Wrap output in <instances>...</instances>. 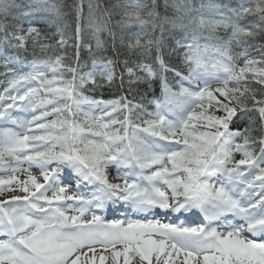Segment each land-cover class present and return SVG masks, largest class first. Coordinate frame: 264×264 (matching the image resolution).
<instances>
[{"label": "snow or ice", "instance_id": "obj_1", "mask_svg": "<svg viewBox=\"0 0 264 264\" xmlns=\"http://www.w3.org/2000/svg\"><path fill=\"white\" fill-rule=\"evenodd\" d=\"M0 77V264H264V0H0Z\"/></svg>", "mask_w": 264, "mask_h": 264}, {"label": "trees", "instance_id": "obj_2", "mask_svg": "<svg viewBox=\"0 0 264 264\" xmlns=\"http://www.w3.org/2000/svg\"><path fill=\"white\" fill-rule=\"evenodd\" d=\"M70 2L72 3V0H71ZM70 2H68V4H70ZM71 20H72V18L69 17L70 25H71ZM67 31H68L69 33L72 32V30H71V26L69 27V29H68ZM68 53H69L70 56L73 55V53H74V49L69 48V49H68ZM253 55H255V53H253ZM81 58H82V60H85V61L88 60V54H87L86 51H83V50H82V52H81ZM172 62L175 63V64H177V65H179V63H180L179 60H178L177 58H175V57H173ZM168 78H169V80H170L171 82H173V83L175 82V81L173 80V76H172L171 73L168 74ZM125 79H126V78H125ZM127 89H128L127 83H125L124 86H123V88H121V87H120V81H119V78H117V80L115 81V83H114L111 87L105 85L103 88H101V89H97L96 91H94V92H89V93H87V94H89V95H93V96H95L96 98L110 99V98H117V97H119L120 95H128V91H127ZM141 91H142V90H141ZM155 94H156L157 96L160 95L159 89L157 90V87L155 88ZM133 96H135L136 100L139 101V97H140V94H139V93H133V94H131V95H128V98H129V99H132ZM150 109H151V107L149 106V110H150ZM237 158H239V157H237Z\"/></svg>", "mask_w": 264, "mask_h": 264}, {"label": "bare ground", "instance_id": "obj_3", "mask_svg": "<svg viewBox=\"0 0 264 264\" xmlns=\"http://www.w3.org/2000/svg\"><path fill=\"white\" fill-rule=\"evenodd\" d=\"M71 0H64V2L68 3L70 2ZM18 3H22V4H26L28 2V0H17ZM71 4V2H70ZM71 30H72V27H71ZM157 87V90L159 89L158 85L156 86ZM160 92V90H159ZM122 264V263H121Z\"/></svg>", "mask_w": 264, "mask_h": 264}, {"label": "rangeland", "instance_id": "obj_4", "mask_svg": "<svg viewBox=\"0 0 264 264\" xmlns=\"http://www.w3.org/2000/svg\"><path fill=\"white\" fill-rule=\"evenodd\" d=\"M38 172V171H37ZM33 174L34 175H39L38 173H36V170H33ZM109 177L111 178V173H109ZM21 178H23V177H21ZM115 178V177H114Z\"/></svg>", "mask_w": 264, "mask_h": 264}]
</instances>
